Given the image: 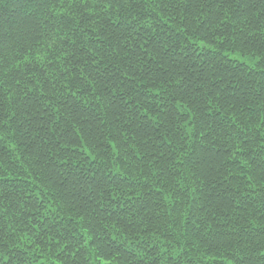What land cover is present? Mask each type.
<instances>
[{
  "label": "trees",
  "instance_id": "1",
  "mask_svg": "<svg viewBox=\"0 0 264 264\" xmlns=\"http://www.w3.org/2000/svg\"><path fill=\"white\" fill-rule=\"evenodd\" d=\"M0 264H264V0H0Z\"/></svg>",
  "mask_w": 264,
  "mask_h": 264
},
{
  "label": "rangeland",
  "instance_id": "2",
  "mask_svg": "<svg viewBox=\"0 0 264 264\" xmlns=\"http://www.w3.org/2000/svg\"><path fill=\"white\" fill-rule=\"evenodd\" d=\"M232 57H235V60L246 63L248 65L252 64V61L248 59L247 57H242L237 54L233 55Z\"/></svg>",
  "mask_w": 264,
  "mask_h": 264
}]
</instances>
